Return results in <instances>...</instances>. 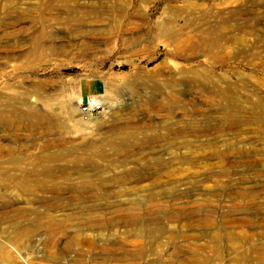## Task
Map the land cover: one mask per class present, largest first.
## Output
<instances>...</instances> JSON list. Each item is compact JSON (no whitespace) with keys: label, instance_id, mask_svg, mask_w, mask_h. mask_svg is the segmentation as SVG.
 Instances as JSON below:
<instances>
[{"label":"rangeland","instance_id":"obj_1","mask_svg":"<svg viewBox=\"0 0 264 264\" xmlns=\"http://www.w3.org/2000/svg\"><path fill=\"white\" fill-rule=\"evenodd\" d=\"M223 1L208 47L205 0H0V96L70 107L0 123V264H264V0ZM83 78L112 84L99 115ZM121 112L136 138L112 148Z\"/></svg>","mask_w":264,"mask_h":264},{"label":"bare ground","instance_id":"obj_2","mask_svg":"<svg viewBox=\"0 0 264 264\" xmlns=\"http://www.w3.org/2000/svg\"><path fill=\"white\" fill-rule=\"evenodd\" d=\"M205 1H206V3H201L200 6L204 5L208 9L202 11L203 13L200 15V18L205 22L204 24H206V25L200 26L198 28L199 41H201L203 44H205L208 47H215V46L223 45L222 44V39H223L222 29L227 26V23L225 21L214 23V24L209 23L208 19L210 17L211 18L212 17L215 18L216 16L218 17L220 10L218 8H216V6L213 2L214 0H205ZM221 1L224 2L223 0H221ZM195 3H194V5H195ZM213 8H214V10L215 9H218V10H216V12H213L212 11ZM167 24H168V21L163 22V23L158 25V28H160L165 33V35L167 36L168 39L170 38L171 40H174L175 37L177 36V34L175 31H170V28H168ZM16 26H17V24L12 25V27H16ZM128 26H130V27L127 28ZM137 26H138L137 22L132 21L130 18L127 19L126 30L127 29H130V30L135 29ZM196 35H197V33H196ZM230 40L235 41L237 39L235 37L231 36ZM183 41H184V43H183L181 48L184 52H186V51L192 50L198 40L194 39V36L189 35L187 37V39L185 38ZM226 42H228V41H226ZM177 45H178V43H177ZM63 51L64 50L62 49V46H56V52H58L59 54H62ZM205 78L208 79V76L205 75L204 79ZM111 87H112V84L109 81L105 80V92H104V94L101 95V97L104 100V103L106 105H107V103H110L108 101V98L106 97V94L110 90L112 91ZM26 92L29 95H31L32 90H30V91L27 90ZM219 92H221V90H219ZM79 98H80V96L78 97L77 103H79V101H80ZM228 98H229V96H228ZM38 100L41 102L39 105H38V103H33V104L31 103L30 104L27 102V100H24L22 102H13L12 103L11 101H4L3 96H0V123H10V124H13L14 126L22 125L23 127H27L29 129L31 128L33 130L39 129V128L41 130H44V129L48 128L53 123V118L57 117V114L59 112L58 110L70 112V107H68L65 103L61 102L60 106L59 105L55 106L53 103H51L45 97H39ZM107 107H108V105H107ZM116 113H118V112H116V111L112 112L113 115ZM60 114H61V112H60ZM119 115H120V117H119ZM119 115L113 116V118H114L113 122L114 123H113V125H111L109 127V130H108L112 134V137H113L112 140L109 141V144L112 148H117V147L121 148V146H124L127 141L136 138L132 134L133 131H131L129 133L126 132L127 127L124 126L125 124L122 125V124L117 122L118 120L121 119V116H123L125 114L121 112V113H119ZM62 116H63V112H62ZM60 156L61 155L59 153L49 154V153L41 152L37 158L39 161L43 162L44 160L48 161V160H52V159H57ZM34 170H35V168H34ZM26 177H27V174L22 175V178L24 180H19L18 182L14 181L15 180L14 177H11L10 178L11 181L15 182L17 184L16 187L14 186V189H17L19 191H21V189H22V191H23V189H29L30 186H29V183H27V180H25ZM45 178H46V176H45ZM4 255H5L4 251L0 249V258H3ZM256 264H258V263H256Z\"/></svg>","mask_w":264,"mask_h":264},{"label":"built area","instance_id":"obj_3","mask_svg":"<svg viewBox=\"0 0 264 264\" xmlns=\"http://www.w3.org/2000/svg\"><path fill=\"white\" fill-rule=\"evenodd\" d=\"M107 105L104 103V100L99 95H89L84 99L80 98L78 103L79 114L83 116H96L101 114Z\"/></svg>","mask_w":264,"mask_h":264},{"label":"crops","instance_id":"obj_4","mask_svg":"<svg viewBox=\"0 0 264 264\" xmlns=\"http://www.w3.org/2000/svg\"><path fill=\"white\" fill-rule=\"evenodd\" d=\"M84 79L85 80H95V79L101 80V82H102V90L100 92L96 93V94H91V95H99V94L102 95V94H104V92H105V81H103L102 79H99V78H83L82 80H84ZM82 80L79 83V96H80L81 99H84V98H86L89 95L83 96L82 85H81Z\"/></svg>","mask_w":264,"mask_h":264}]
</instances>
